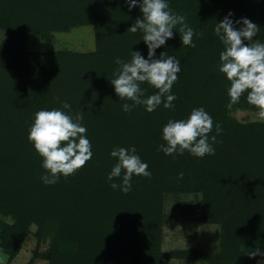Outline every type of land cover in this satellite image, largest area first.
Listing matches in <instances>:
<instances>
[{
  "label": "trees",
  "instance_id": "trees-1",
  "mask_svg": "<svg viewBox=\"0 0 264 264\" xmlns=\"http://www.w3.org/2000/svg\"><path fill=\"white\" fill-rule=\"evenodd\" d=\"M167 2L204 35L194 36L196 47L190 48L173 30L174 38L156 50L157 58L167 51L181 61L171 89L174 110L161 104L149 113L139 105L126 113L123 104L132 102L120 100L110 81L120 67L117 58L130 62L132 50L147 59L143 33L127 31L142 18L139 6L129 11L125 0H0V29L6 33L0 41V251L7 264L30 235L36 238L30 262L44 258L48 264H167L171 258L257 264L264 258L247 255L256 248L264 252V120L232 115L237 106L258 110L247 102V92L228 108L230 82L219 71L224 45L214 31L231 12L234 23L247 18L257 24L254 39L264 43V0ZM89 24L95 29V48L89 51L27 46L34 32L49 39ZM141 87L144 98L158 91L146 82ZM199 107L213 119L209 137L216 136L215 155L158 151L167 144L162 138L167 122L187 119ZM53 109L72 116L83 111L93 156L74 175L45 185L43 158L28 136L35 113ZM133 146L152 176L134 174L132 191L124 194L110 187L122 183V176L108 180L118 162L110 153ZM172 193L202 195L199 218L221 226L217 250L162 249L165 198Z\"/></svg>",
  "mask_w": 264,
  "mask_h": 264
},
{
  "label": "clouds",
  "instance_id": "clouds-1",
  "mask_svg": "<svg viewBox=\"0 0 264 264\" xmlns=\"http://www.w3.org/2000/svg\"><path fill=\"white\" fill-rule=\"evenodd\" d=\"M129 11L139 6L142 18H137L127 30L133 34L143 33L146 44L147 59L140 51L131 50V61L125 62L120 58L115 60L120 65L114 73L115 79L110 82L114 86L120 100L124 103L122 110L130 113L136 106L144 105L149 113L154 112L161 104L165 109L174 110L177 97L171 94L173 85L178 81L181 71V61L167 51L156 57V50L166 46L169 39L174 38V31L181 37L182 45L195 48L193 37H203L204 33H197L189 26L184 15L175 13L167 0H125ZM228 13L223 20L216 24L215 35L224 45L220 52L219 71L226 74L230 82L228 108L240 102L247 92V102L257 108L258 115L264 119V43L254 39L260 27L247 18L233 22ZM237 25H242L237 27ZM179 26V27H178ZM178 27V31H177ZM147 83L158 91L156 94L145 96V89L141 87ZM64 109L71 110L67 102L62 104ZM83 111L72 116L64 111L40 110L35 113L34 123L30 127L28 139L34 145L35 151L43 158L42 167L46 174L41 177L45 185L56 184L61 175L65 178L74 175L92 158V145L87 138V128L82 126ZM213 119L203 107L192 109L187 119L169 120L162 129V138L167 142L160 145L158 151L166 155H182L186 150L193 156L203 158L215 155L213 144L216 136L209 137L213 130ZM217 134L222 127L215 126ZM211 140V142H209ZM110 155L118 162L108 175V180L121 178L122 183H111L112 189H119L124 194L132 191V177L142 176L151 179L152 173L148 164L136 154V148H116ZM181 172L177 179L182 180ZM249 258L264 256L259 248L249 250ZM264 264V261H258Z\"/></svg>",
  "mask_w": 264,
  "mask_h": 264
},
{
  "label": "rangeland",
  "instance_id": "rangeland-1",
  "mask_svg": "<svg viewBox=\"0 0 264 264\" xmlns=\"http://www.w3.org/2000/svg\"><path fill=\"white\" fill-rule=\"evenodd\" d=\"M92 24L74 27L65 32H56L49 39L34 32L26 39L29 49H73L89 51L95 48V31ZM5 30L0 29V41L5 38ZM259 110L250 107L237 106L231 109L232 115L242 121L264 120L258 115ZM202 207V195L194 193L168 194L165 198L166 220L163 228L162 249L194 248L204 252L215 251L219 248L221 226L218 223H204L199 218ZM36 226L32 225V230ZM42 248L45 245L42 244ZM36 248V238L28 236L21 251L11 264H48L44 258L33 257ZM7 256L0 251V264H7ZM258 261H264V258ZM257 261V264H258ZM167 264H209L206 260L187 262L180 259H169ZM114 264V263H113Z\"/></svg>",
  "mask_w": 264,
  "mask_h": 264
}]
</instances>
